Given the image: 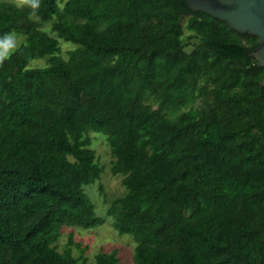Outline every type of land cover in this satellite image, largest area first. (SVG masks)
I'll list each match as a JSON object with an SVG mask.
<instances>
[{
  "label": "trees",
  "instance_id": "1",
  "mask_svg": "<svg viewBox=\"0 0 264 264\" xmlns=\"http://www.w3.org/2000/svg\"><path fill=\"white\" fill-rule=\"evenodd\" d=\"M5 33L25 43L0 65V264L118 263L88 262L73 235L56 244L103 221L85 192L97 182L107 201L90 133L126 190L106 215L134 264H264L257 37L186 0H0Z\"/></svg>",
  "mask_w": 264,
  "mask_h": 264
},
{
  "label": "rangeland",
  "instance_id": "2",
  "mask_svg": "<svg viewBox=\"0 0 264 264\" xmlns=\"http://www.w3.org/2000/svg\"><path fill=\"white\" fill-rule=\"evenodd\" d=\"M13 2V0H8ZM45 29L49 30L50 25H45ZM17 40V48L25 43V36L14 33ZM16 48V49H17ZM61 55L67 56V51L73 48V45L60 42ZM48 65L47 59L35 60L30 67H43ZM91 147L95 150L96 156L101 165L105 166V170L101 175V181L106 195L107 201L100 195L98 183L85 187V192L95 206V211L99 217H102V224L92 230H83L76 227H64L61 230V236L56 243L58 250H62L68 244V238L73 235L74 243H79L82 248H86L84 257L88 262L94 261V256L99 252L117 253V264H134L135 244L132 238L126 234H119L113 227L112 218L106 215V209L109 202L117 197L124 195L125 188L121 184L120 176H113L110 173L111 156L106 138L100 133H90ZM79 249L73 247V254L77 256Z\"/></svg>",
  "mask_w": 264,
  "mask_h": 264
},
{
  "label": "water",
  "instance_id": "3",
  "mask_svg": "<svg viewBox=\"0 0 264 264\" xmlns=\"http://www.w3.org/2000/svg\"><path fill=\"white\" fill-rule=\"evenodd\" d=\"M194 12H203L226 22L234 31L258 39L252 50L255 59L264 66V0H186Z\"/></svg>",
  "mask_w": 264,
  "mask_h": 264
},
{
  "label": "clouds",
  "instance_id": "4",
  "mask_svg": "<svg viewBox=\"0 0 264 264\" xmlns=\"http://www.w3.org/2000/svg\"><path fill=\"white\" fill-rule=\"evenodd\" d=\"M13 2L18 8L28 7L32 10H36L40 7V0H13ZM17 46L14 33H5L3 36H0V65H2L6 59L10 58Z\"/></svg>",
  "mask_w": 264,
  "mask_h": 264
}]
</instances>
